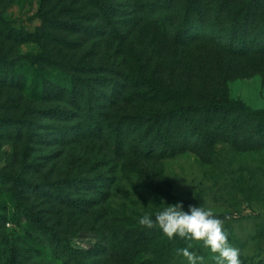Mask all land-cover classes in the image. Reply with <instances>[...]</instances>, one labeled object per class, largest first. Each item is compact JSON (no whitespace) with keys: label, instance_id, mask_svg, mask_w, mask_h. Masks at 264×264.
Masks as SVG:
<instances>
[{"label":"rangeland","instance_id":"rangeland-1","mask_svg":"<svg viewBox=\"0 0 264 264\" xmlns=\"http://www.w3.org/2000/svg\"><path fill=\"white\" fill-rule=\"evenodd\" d=\"M111 1L116 22L105 23L103 32L97 34L85 28L94 22L88 20L94 15V6L87 0H0V14L32 32L45 23L41 15L45 11L53 18L57 15L64 21L81 23L85 29L70 37L83 42L72 50L75 59L120 70L126 66L137 79L140 70H145V76L158 73L162 76L160 83L156 80L161 91L159 104H154L159 107L176 101L201 107L203 102L223 95L254 109L264 108V0ZM64 5L77 11L59 15ZM63 33L57 39L44 37L41 44L24 41L15 46L14 55L28 78V94L36 77L48 73L56 80L63 77L62 69L50 67L48 59L39 62L41 66L37 63L44 52L57 63L70 58L59 42ZM152 89L146 85L130 90ZM233 117L206 120L198 114L192 125L183 123V151L149 161L145 174L132 163L120 171L109 201L118 232L115 230L111 242L115 255L108 264H188L176 250L189 243L194 246L190 250L203 256L204 264H215V254L202 244L178 236L169 240L158 226L147 229L138 223L144 214L154 219L157 212L177 203L183 204L184 211L189 205L200 206L211 209L220 219L228 217L224 229L229 243L239 249L241 264H264V136L257 135L256 121L246 115L236 122L245 132L241 141L246 137L257 147L243 148L229 142L225 136L236 131L232 129L236 125L231 122ZM67 154L60 165L65 170L71 167L74 150ZM13 156L12 145L0 144V211L7 210L9 220L4 226L0 224V232L12 236L23 229L15 224L16 194L3 177L12 173ZM22 157L23 153L17 162ZM60 174L57 168L56 176ZM125 229L133 234L146 230L148 236L157 237L130 245L124 241ZM93 241V236H83L75 242L87 245Z\"/></svg>","mask_w":264,"mask_h":264},{"label":"trees","instance_id":"trees-1","mask_svg":"<svg viewBox=\"0 0 264 264\" xmlns=\"http://www.w3.org/2000/svg\"><path fill=\"white\" fill-rule=\"evenodd\" d=\"M87 1L94 6V15L88 19L94 22L85 28L97 34L105 23L116 22L111 0ZM62 7L59 15L77 11ZM41 15L45 23L32 32L0 14V144L14 147L12 173L3 177L16 194L15 224L23 226L14 236L0 232V264H108L115 255L111 242L118 232L109 201L120 171L132 163L145 174L149 161L183 151V123L192 125L198 114L206 120L233 115L232 123L250 115L257 135L264 136V108L254 109L223 95L201 107L178 101L159 107L154 103L159 104L161 89L156 80L161 75L153 71L145 76V70H140L137 79L126 66L120 70L76 60L72 50L83 42L70 37L85 28L57 15L53 18L47 11ZM63 30L66 34L59 42L70 58L57 63L44 52L37 59L40 66L48 59L50 67L62 69L63 77L56 80L49 73L36 77L28 94V78L14 55L15 46L24 41L41 44L49 36L57 39ZM146 85L153 89L130 90ZM241 128V123L232 125L236 131L226 140L243 148L257 147L246 137L241 141L245 134ZM69 149L74 150L73 161L65 170L60 165ZM7 217V210L0 211L2 226ZM83 236H93V243L78 245L76 239ZM123 236L130 245L157 237L148 236L146 230L133 234L126 229Z\"/></svg>","mask_w":264,"mask_h":264},{"label":"clouds","instance_id":"clouds-1","mask_svg":"<svg viewBox=\"0 0 264 264\" xmlns=\"http://www.w3.org/2000/svg\"><path fill=\"white\" fill-rule=\"evenodd\" d=\"M183 204L168 205L162 211L155 214L154 219L149 214L139 218L138 223L152 229L156 226L162 230L169 240L175 236L196 244H202L214 255L215 264H241L239 249L233 247L228 240V233L224 229L225 217H216L211 209L189 205L188 211H184ZM193 244L179 248L176 254L182 255L188 264H204L202 255H198L193 249Z\"/></svg>","mask_w":264,"mask_h":264}]
</instances>
